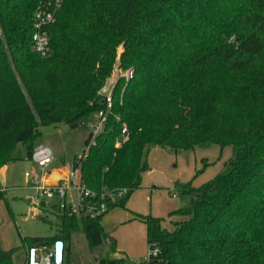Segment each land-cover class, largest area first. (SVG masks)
<instances>
[{
	"label": "trees",
	"instance_id": "16d2710c",
	"mask_svg": "<svg viewBox=\"0 0 264 264\" xmlns=\"http://www.w3.org/2000/svg\"><path fill=\"white\" fill-rule=\"evenodd\" d=\"M43 1L0 0V170L18 144L30 159L39 127L79 126L106 110L100 91L119 61L134 76L117 78L103 129L71 164L95 201L104 190L140 188L151 147L233 152L209 181L183 185L190 202L169 214L170 229L163 218L143 219L146 260L129 262L112 242L113 256L98 264H264V0H63L42 58L31 35ZM126 200H107L106 212ZM55 210L56 234L25 237L22 248L47 252L60 240L69 264L74 234L90 249L102 244L106 212ZM16 251L0 247V264H15Z\"/></svg>",
	"mask_w": 264,
	"mask_h": 264
},
{
	"label": "rangeland",
	"instance_id": "374dc122",
	"mask_svg": "<svg viewBox=\"0 0 264 264\" xmlns=\"http://www.w3.org/2000/svg\"><path fill=\"white\" fill-rule=\"evenodd\" d=\"M119 53L121 48L118 49ZM127 69H123L117 61L112 75L115 74L117 80L121 72ZM110 79L104 87L108 86ZM97 121V115L93 113L73 129L63 123L39 127L40 136L33 145L42 144L51 149L52 161L47 168H69L73 159L82 154L84 140L93 130L91 125ZM26 152V144L16 146L13 152L16 160L8 164L5 179L4 186L8 188V193L4 200H0V246L5 250L17 249L13 256L15 264L28 263L30 248H22L23 238L52 237L57 232L59 222L55 215L57 200L38 196L30 184L32 175L40 179L43 174L37 164L26 158ZM232 152L231 146L220 148L215 144H202L192 150L177 152L151 147L146 156L148 170L143 174L140 188L117 199L120 201L127 197L124 207L115 206L102 216L101 224L105 233L102 244L90 249L82 231L74 234L68 254L69 264H98L101 259L111 258L112 242L129 262L146 260L150 249L143 219L148 216L163 218V226L170 229L171 220L175 217L169 220V213L190 202V195L184 191L183 185L191 182L192 187H198L209 181L223 170ZM75 194L76 191L69 192L67 199L74 205ZM31 209H35L33 216L30 214ZM49 253L50 249L39 253L42 264L46 263Z\"/></svg>",
	"mask_w": 264,
	"mask_h": 264
},
{
	"label": "built area",
	"instance_id": "2783aa9c",
	"mask_svg": "<svg viewBox=\"0 0 264 264\" xmlns=\"http://www.w3.org/2000/svg\"><path fill=\"white\" fill-rule=\"evenodd\" d=\"M63 0H44L40 6L35 10L32 18L33 32L31 35L32 50L40 57L45 58L50 54V42H49V27L56 22L57 15L61 9ZM121 72V71H120ZM119 77H123L126 81L130 80L134 76L133 68H129ZM118 77V78H119ZM116 83V82H115ZM112 91L105 97L106 110H99L96 115L98 121L91 125L93 130L91 131L93 136L97 135L104 127L106 122L107 111L112 104ZM118 119V118H117ZM128 134L126 126H123L121 135L123 140L126 139ZM93 143V139L90 144ZM119 144V143H118ZM89 146L85 148L83 154L79 157H85L87 155ZM30 160L33 161L41 168L42 177L39 179L37 175H32L30 184L36 191L37 195L46 199H56L58 204L57 208L60 211H67L70 214L77 216H91L98 217L107 211V200L111 203L117 201V199L126 195L125 189H117L114 191L104 190L98 197L99 201H95L97 195L87 189L81 182L80 173L78 169L72 168V166L65 167V171H58L61 175V179L57 181L55 186H46L45 181L51 172L47 167L52 161V151L48 146L39 144L34 147ZM71 191H76L73 202L68 201V194ZM156 251H154L155 253ZM33 261H29L30 264H42L39 251L34 249ZM49 257V256H48ZM48 257L45 264H48Z\"/></svg>",
	"mask_w": 264,
	"mask_h": 264
},
{
	"label": "water",
	"instance_id": "95a60500",
	"mask_svg": "<svg viewBox=\"0 0 264 264\" xmlns=\"http://www.w3.org/2000/svg\"><path fill=\"white\" fill-rule=\"evenodd\" d=\"M116 82V75H112V78L110 79V82L107 87H104L100 91V95L103 97H106L109 95L112 91L113 86ZM72 129L78 127V124H73L70 126ZM61 179V175L58 172H50L46 181V186H55L57 184V181ZM4 185V179L2 174L0 173V187ZM9 197H12V195L9 194ZM63 242L60 240L55 241L53 246L50 248V253L48 257V264H61L63 261ZM34 257V249L30 250L29 254V261H33Z\"/></svg>",
	"mask_w": 264,
	"mask_h": 264
},
{
	"label": "crops",
	"instance_id": "0c3cea01",
	"mask_svg": "<svg viewBox=\"0 0 264 264\" xmlns=\"http://www.w3.org/2000/svg\"><path fill=\"white\" fill-rule=\"evenodd\" d=\"M11 163V162H10ZM10 163H8V164H10ZM8 164H6L1 170H0V173L2 174V176H3V179H4V185H5V179H6V177H7V170H8ZM65 167L64 166H62V167H60V168H52V169H50L51 170V172H60V171H65ZM63 171V172H64ZM58 172V173H59ZM144 174V173H143ZM142 177H143V175H142ZM1 186L0 187V191H4V198L3 199H0V200H4L5 199V196H6V194L8 193V188L7 187H5V186ZM11 198V197H10ZM35 210V209H34ZM33 209H31L30 210V214L33 216L34 215V211ZM176 210V209H175ZM174 211V210H173ZM171 213V212H170ZM169 213V214H170ZM169 220H170V218H169ZM174 220V219H173ZM1 244V243H0ZM1 247V246H0ZM2 249V248H1ZM2 250H4V251H7V250H10V249H7V250H5V249H2ZM30 250L31 249H29V254H30ZM37 251H39V253L41 254V253H45L46 251L44 250V249H42V248H40V249H37ZM28 260H29V257H28Z\"/></svg>",
	"mask_w": 264,
	"mask_h": 264
},
{
	"label": "bare ground",
	"instance_id": "6f19581e",
	"mask_svg": "<svg viewBox=\"0 0 264 264\" xmlns=\"http://www.w3.org/2000/svg\"><path fill=\"white\" fill-rule=\"evenodd\" d=\"M35 255V254H34Z\"/></svg>",
	"mask_w": 264,
	"mask_h": 264
}]
</instances>
